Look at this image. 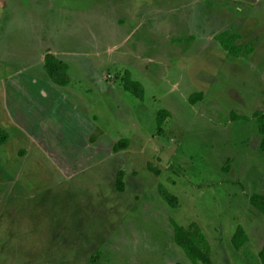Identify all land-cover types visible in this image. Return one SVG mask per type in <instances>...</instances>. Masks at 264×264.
<instances>
[{"label":"rangeland","instance_id":"1","mask_svg":"<svg viewBox=\"0 0 264 264\" xmlns=\"http://www.w3.org/2000/svg\"><path fill=\"white\" fill-rule=\"evenodd\" d=\"M46 52L68 62L64 88ZM259 108L264 0H0V264H264ZM172 221L199 225L208 263Z\"/></svg>","mask_w":264,"mask_h":264},{"label":"trees","instance_id":"2","mask_svg":"<svg viewBox=\"0 0 264 264\" xmlns=\"http://www.w3.org/2000/svg\"><path fill=\"white\" fill-rule=\"evenodd\" d=\"M221 46L227 50L228 53L238 55L240 46L234 43L235 35L228 33L227 30H223L215 35ZM44 69L49 78L58 85H65L69 83L68 75V63L60 58H57L50 52H46L43 57ZM122 87L138 97L143 96V86L136 80L131 78L128 72H125L121 76ZM199 95H197L198 97ZM197 97H192L194 100ZM167 115L166 109H158L156 113L157 129L160 131L163 121ZM247 117V116H245ZM251 117L256 123L257 131L260 133L259 148L264 151V108L255 109ZM7 138L6 131L0 127V143L4 142ZM116 147L121 148L119 145ZM117 181H121V175H117ZM122 186L119 185V188ZM158 192L169 204L176 205L177 197L175 194L167 190L162 184H158ZM250 204H252L258 211L264 214V193L252 192L248 196ZM173 240L181 247L184 254L191 262L201 260L208 263L210 261L209 256V243L205 237V234L200 229L199 225L195 221H190L187 224H180L176 221H172ZM247 240V234L244 228L238 224L232 234L231 241L234 247L239 248ZM99 252L96 250L90 256V264H94L97 260ZM258 256L262 262H264V242L258 250Z\"/></svg>","mask_w":264,"mask_h":264},{"label":"crops","instance_id":"3","mask_svg":"<svg viewBox=\"0 0 264 264\" xmlns=\"http://www.w3.org/2000/svg\"><path fill=\"white\" fill-rule=\"evenodd\" d=\"M51 53V52H50ZM53 54V53H52ZM54 55V54H53ZM44 57V56H43ZM57 57V56H56ZM57 58H59V57H57ZM63 61H65V60H63ZM65 62H67V61H65ZM43 63H44V60H43V62H42V68L44 69V66H43ZM68 63V62H67ZM23 67V66H22ZM24 68V67H23ZM26 68H27V66H26ZM45 70V69H44ZM46 72V71H45ZM47 74V73H46ZM49 77V76H48ZM51 80V79H50ZM66 85H68V84H65V85H60L61 87H63L64 88V86H66Z\"/></svg>","mask_w":264,"mask_h":264}]
</instances>
